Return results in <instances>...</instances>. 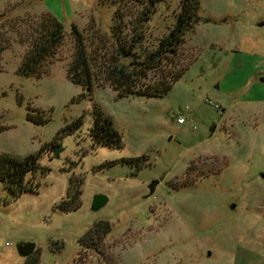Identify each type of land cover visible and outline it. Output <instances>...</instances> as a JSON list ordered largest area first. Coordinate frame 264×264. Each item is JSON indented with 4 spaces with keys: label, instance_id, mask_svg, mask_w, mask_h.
Returning a JSON list of instances; mask_svg holds the SVG:
<instances>
[{
    "label": "rangeland",
    "instance_id": "rangeland-1",
    "mask_svg": "<svg viewBox=\"0 0 264 264\" xmlns=\"http://www.w3.org/2000/svg\"><path fill=\"white\" fill-rule=\"evenodd\" d=\"M131 3L0 0V153L38 152L66 129L61 149L39 156L45 171L35 192L12 197L0 180V264H73L79 238L98 219L111 223L106 241L119 264H264V65L244 64L264 60V0H200V19L179 48L183 64L193 60L165 95L117 97L97 82L87 93L67 76L71 25L91 44L109 36L114 9ZM179 5L158 3L140 45L167 34ZM45 11L66 36L46 73L22 76L26 22ZM94 103L122 147L93 143ZM142 155L139 167L123 161ZM73 181L81 192L65 209ZM96 194L107 201L92 210ZM20 242H34L33 253L20 255Z\"/></svg>",
    "mask_w": 264,
    "mask_h": 264
},
{
    "label": "trees",
    "instance_id": "trees-1",
    "mask_svg": "<svg viewBox=\"0 0 264 264\" xmlns=\"http://www.w3.org/2000/svg\"><path fill=\"white\" fill-rule=\"evenodd\" d=\"M160 1L162 0H131L132 3L125 7V11L122 6H117L113 11L109 36L99 35L91 44L87 42L84 31L72 23L70 35L74 50L67 67L68 78L81 85L87 93L91 92L97 82L98 86L107 84L116 92L117 97L165 95L193 60L183 64L179 48L187 31L200 19V0H180L176 21L167 34L158 38L154 47L140 45L146 39L147 23ZM127 16H131L128 22ZM26 23L30 34L27 36L28 48L18 65L17 73L39 77L48 71V62L63 43L66 33L62 21L49 11L40 13ZM85 96L86 93L82 92L78 98ZM92 113L90 133L93 143L122 147L121 134L114 128L111 118L96 103L92 106ZM81 122V118H78L73 123L77 126ZM68 127L73 128L71 125ZM65 132V128L56 131L53 138L38 152L25 156L0 153V180L12 197L37 190L39 183L34 178L42 168L39 156L41 152L57 153L61 149ZM142 160L143 155L123 159L137 167L142 164ZM40 171L44 172L45 169ZM74 185L73 181L72 198L63 200L65 209L73 206L80 195L81 191ZM111 229L109 220L94 221L79 238L82 253L73 259V264H88L92 258H96L98 264H119L118 258L110 253L111 244L106 241Z\"/></svg>",
    "mask_w": 264,
    "mask_h": 264
},
{
    "label": "water",
    "instance_id": "water-1",
    "mask_svg": "<svg viewBox=\"0 0 264 264\" xmlns=\"http://www.w3.org/2000/svg\"><path fill=\"white\" fill-rule=\"evenodd\" d=\"M263 23L261 22L260 25ZM258 176L262 179H264V168L258 172ZM107 201V197L102 194H96L93 197L91 209L92 210H98L100 207H102ZM236 203H231L229 207L231 209L235 208ZM35 249V243L34 242H20L17 245V251L22 256H29L33 253ZM210 255V252L207 253Z\"/></svg>",
    "mask_w": 264,
    "mask_h": 264
},
{
    "label": "crops",
    "instance_id": "crops-1",
    "mask_svg": "<svg viewBox=\"0 0 264 264\" xmlns=\"http://www.w3.org/2000/svg\"><path fill=\"white\" fill-rule=\"evenodd\" d=\"M244 64H246L247 66H249V65H254V66H258L259 64H261V66L262 65H264V60H255V62H253L252 60H250V61H248V62H246V63H244ZM262 67H264V66H262Z\"/></svg>",
    "mask_w": 264,
    "mask_h": 264
},
{
    "label": "built area",
    "instance_id": "built-area-1",
    "mask_svg": "<svg viewBox=\"0 0 264 264\" xmlns=\"http://www.w3.org/2000/svg\"><path fill=\"white\" fill-rule=\"evenodd\" d=\"M184 122H185V118H184V117L179 116V117L177 118V123L182 124V123H184Z\"/></svg>",
    "mask_w": 264,
    "mask_h": 264
},
{
    "label": "flooded vegetation",
    "instance_id": "flooded-vegetation-1",
    "mask_svg": "<svg viewBox=\"0 0 264 264\" xmlns=\"http://www.w3.org/2000/svg\"><path fill=\"white\" fill-rule=\"evenodd\" d=\"M235 203V202H234ZM235 209V208H234Z\"/></svg>",
    "mask_w": 264,
    "mask_h": 264
}]
</instances>
